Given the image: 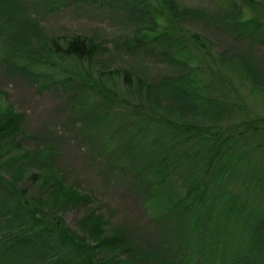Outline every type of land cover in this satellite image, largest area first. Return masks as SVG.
<instances>
[{
  "label": "trees",
  "instance_id": "16d2710c",
  "mask_svg": "<svg viewBox=\"0 0 264 264\" xmlns=\"http://www.w3.org/2000/svg\"><path fill=\"white\" fill-rule=\"evenodd\" d=\"M124 1L141 22L126 49L172 61L182 73L158 82H145L129 70L90 74L91 61L104 51L100 45L76 35L62 45L53 40L45 55L72 62L60 73L68 77L59 82L74 90L73 121L98 141L108 166L131 170L145 196L163 203L159 205L170 218L166 237L182 241L180 235L193 234L200 247L210 252L214 241L221 240L224 247L227 238L237 234L240 239L232 253L264 257V118L234 123L240 120L231 99L240 94L233 79L222 72L227 58L199 34L182 31L185 21L196 20L215 26L240 46L246 40L248 47L254 44L264 51V3L231 0L226 11L209 15L179 8L175 0H156L145 11L137 9L142 6L136 0ZM10 9L7 0H0V42L9 41L13 51L26 54L27 43L4 22L11 19ZM245 50L241 47L229 66L243 65L235 59ZM194 60L205 64L191 66ZM237 75L244 80V75ZM112 76L119 78L124 98L111 87ZM226 83L231 85L229 90ZM93 95L99 100L91 101ZM16 127L14 112L0 111V156L15 142ZM41 177L50 188L39 201L42 205L50 204L62 213L89 200L57 176H51L52 181L47 173ZM13 187L0 175V201H4L0 212L8 209L0 216V264H112L111 257L99 254L131 248L126 246V230L116 228L107 234L102 216L89 212L81 220V236L67 228L55 211L47 209L51 217L42 213H47L45 208L31 209L23 202L27 190L18 194ZM221 220L225 236L216 227ZM239 227H244L242 233L235 230ZM55 251L60 254L53 258Z\"/></svg>",
  "mask_w": 264,
  "mask_h": 264
},
{
  "label": "rangeland",
  "instance_id": "374dc122",
  "mask_svg": "<svg viewBox=\"0 0 264 264\" xmlns=\"http://www.w3.org/2000/svg\"><path fill=\"white\" fill-rule=\"evenodd\" d=\"M145 1L148 2L147 6L141 5L143 0H136L135 3L142 6H137L138 10H151L156 3V0ZM254 1L258 5L264 3V0ZM7 2L11 4L8 14L11 19L7 17L4 22L23 43H27L24 47L28 51L26 54L23 51H13L9 47V41L0 42V111L11 109L17 116V127L14 129L16 139L15 142H10L12 147L8 152L0 156V175L15 186L13 188L18 194L21 190H27L23 202L38 211L44 208L55 211L57 217L63 218L62 222L67 228L81 236V220L89 212L103 217L107 234H111L116 228H124L127 232L126 246L131 248L99 254L100 257H111L112 264H264V257L257 254L232 253L236 250L235 243L240 239L236 238L237 234H231L234 237H228L224 247L221 240L216 244L214 241L212 245L215 247L210 252L200 247L197 237L191 236L193 234L180 235L182 241L166 237L170 218L167 216V209L159 205L163 203L153 202L145 196L131 170L122 166H108L106 156L98 150V141L94 142L83 132L79 121H73L71 105L74 90L63 87L59 82L63 77H68L60 73L63 68L71 67L69 64L72 62L45 55L53 40L62 45L76 35L100 45L104 51L91 61L90 74H96L98 70L108 73L129 70L145 82H158L182 73V69L172 61L149 56L143 51L126 49L125 43L129 42L141 25L137 14L129 9L131 6L123 0ZM230 2L231 0H175L179 8L201 10L209 15L226 11ZM245 14L249 15V11ZM182 26V31L199 34L214 45L216 52L227 58L223 60L224 63L228 62L222 72L233 79L235 91L237 89L240 94L237 97L235 93L237 98L231 99L239 111L236 118L240 121L234 123L245 121L249 124L257 122L258 118L263 119V49L254 44L248 47L246 40L240 46L215 26L196 20L185 21ZM241 47L246 50L239 53V59L235 60L243 61V69L240 65L236 69L233 64L229 66V60L236 57ZM190 64L205 63L194 60ZM218 67L214 65L212 68ZM233 67L235 71L231 69ZM237 73L244 75V80ZM202 80L203 78L199 81ZM108 81L124 98V88L120 85L119 78L112 76ZM227 85L229 90L231 85ZM225 87L223 85L224 90ZM112 93L114 94L113 91ZM98 100L96 95L91 98V101ZM122 114L126 115L125 111ZM42 173H47L50 181L51 176H57L67 186L89 197V200L63 209L62 213L55 206L42 205L39 201L50 190L42 180ZM3 202L0 201L2 206ZM7 211V208L3 209L0 216ZM42 213L53 216L48 210L47 213ZM222 222L225 221L216 223V227L219 235L225 236ZM243 228L235 230L242 233ZM7 233L6 230L4 234ZM184 243L189 247H185ZM59 254L55 251L51 255L55 258Z\"/></svg>",
  "mask_w": 264,
  "mask_h": 264
}]
</instances>
